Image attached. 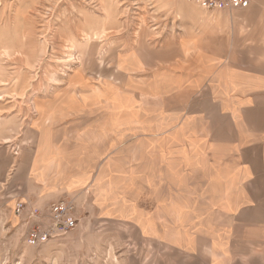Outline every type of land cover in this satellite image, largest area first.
<instances>
[{"label": "crops", "instance_id": "obj_1", "mask_svg": "<svg viewBox=\"0 0 264 264\" xmlns=\"http://www.w3.org/2000/svg\"><path fill=\"white\" fill-rule=\"evenodd\" d=\"M249 1L151 57L130 49L121 88L62 105L38 131L33 201L131 228L138 264H264V3Z\"/></svg>", "mask_w": 264, "mask_h": 264}, {"label": "rangeland", "instance_id": "obj_2", "mask_svg": "<svg viewBox=\"0 0 264 264\" xmlns=\"http://www.w3.org/2000/svg\"><path fill=\"white\" fill-rule=\"evenodd\" d=\"M220 14L202 11L198 0H0V264H138L142 253L131 228L103 226L77 208L73 231L30 244L35 210L43 215L62 202L32 199L38 131L94 86L111 81L121 88L125 52L151 57L186 34L193 19L230 17ZM49 171L47 165L35 179L44 181Z\"/></svg>", "mask_w": 264, "mask_h": 264}, {"label": "built area", "instance_id": "obj_3", "mask_svg": "<svg viewBox=\"0 0 264 264\" xmlns=\"http://www.w3.org/2000/svg\"><path fill=\"white\" fill-rule=\"evenodd\" d=\"M249 3V0H198L200 8L208 12L245 9ZM21 209H24L23 204H19L18 210ZM77 216L76 206L72 201L54 203L43 215L39 209L35 210L34 218L37 221L29 229L30 244L40 245L66 236L78 225Z\"/></svg>", "mask_w": 264, "mask_h": 264}, {"label": "bare ground", "instance_id": "obj_4", "mask_svg": "<svg viewBox=\"0 0 264 264\" xmlns=\"http://www.w3.org/2000/svg\"><path fill=\"white\" fill-rule=\"evenodd\" d=\"M213 12H217V11H213ZM16 217V216H15Z\"/></svg>", "mask_w": 264, "mask_h": 264}]
</instances>
